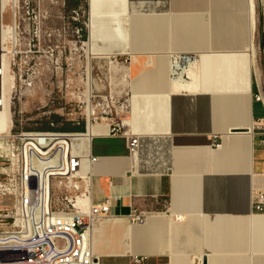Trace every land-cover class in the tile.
<instances>
[{
	"label": "crops",
	"instance_id": "crops-1",
	"mask_svg": "<svg viewBox=\"0 0 264 264\" xmlns=\"http://www.w3.org/2000/svg\"><path fill=\"white\" fill-rule=\"evenodd\" d=\"M90 6L93 55L132 57L124 65L128 125L139 136L131 153L128 138L103 123L107 132L87 147L92 201L111 200V215L93 233L99 264L131 256L145 264H264V209L253 208L254 191L264 190V148L253 129L264 118L255 98L257 68L264 80L257 0H96L94 15ZM172 52L202 56L176 78ZM132 210L147 212L146 221L132 223Z\"/></svg>",
	"mask_w": 264,
	"mask_h": 264
},
{
	"label": "built area",
	"instance_id": "built-area-1",
	"mask_svg": "<svg viewBox=\"0 0 264 264\" xmlns=\"http://www.w3.org/2000/svg\"><path fill=\"white\" fill-rule=\"evenodd\" d=\"M195 57L191 53L171 56V75L177 77ZM111 58L123 65L132 59L130 55ZM257 69L255 98L264 107V80ZM126 95L122 101L117 91L110 98L95 96L99 116L87 115L86 130L89 123L110 124L111 132L128 138L129 151L135 153L139 136L128 125L129 92ZM12 124L11 120L8 129L0 131V146L8 149L0 153V160L12 167L0 168V264H99L93 233L111 215V200L92 201L93 174L87 165L95 158L81 138L84 132H14ZM253 129L264 148V118L256 120ZM83 157H87L85 166ZM6 197L11 198L10 204L2 203ZM253 208L264 209V190L254 191ZM147 215L132 210L128 217L132 223H143ZM145 258L133 256V262L141 264Z\"/></svg>",
	"mask_w": 264,
	"mask_h": 264
},
{
	"label": "rangeland",
	"instance_id": "rangeland-1",
	"mask_svg": "<svg viewBox=\"0 0 264 264\" xmlns=\"http://www.w3.org/2000/svg\"><path fill=\"white\" fill-rule=\"evenodd\" d=\"M87 2L8 0L4 21L11 26V44L0 71L7 90L8 121L11 118L14 132H85L88 113L99 116L95 96L110 98L117 91L121 101L127 97L126 72L106 67L103 61L110 57L86 55ZM257 5L263 28L262 0H257ZM263 36L262 32L260 51ZM7 150L6 145L0 146V153ZM2 162L0 168L12 169ZM5 199L11 203L10 197ZM127 264H136L132 256Z\"/></svg>",
	"mask_w": 264,
	"mask_h": 264
},
{
	"label": "bare ground",
	"instance_id": "bare-ground-1",
	"mask_svg": "<svg viewBox=\"0 0 264 264\" xmlns=\"http://www.w3.org/2000/svg\"><path fill=\"white\" fill-rule=\"evenodd\" d=\"M262 1H263V13H264V0H262ZM88 2L91 3V6H90L91 7V14L92 15L98 14L99 12L97 13L94 10V8H93L94 7V2H96V0H88ZM251 3L252 4L250 5L251 6L250 7V10L252 9L253 1ZM8 4H9L8 3V0H0V66L3 64V62H4L3 59L5 58L6 51L8 49V46L11 44L10 36H9L10 35L11 26H6L8 24H5V21H4V13H5V11L8 8ZM250 10H249V12H250ZM100 12H102V11H100ZM103 12H106V11H103ZM253 17H254V15H252V12H250V18H249L250 19V23H252ZM87 26L89 28V19H88ZM12 29L14 30V25H13V28ZM250 39H251V42H250V45L248 47V50H249L248 53L252 57H255V45L252 42L251 30H250ZM12 43H13V41H12ZM84 49H85L86 55L88 57H90L91 55H93L92 51L90 50L89 43L87 41L84 43ZM178 53L179 52H172V53H170V55L173 56V55L178 54ZM109 54H111V52L110 53H108V52L107 53H104V55H103V57H110V58H107L106 60L103 61V63L106 65V67L112 69L113 71H121L122 74L125 73L126 72V66H124L123 64L117 63L114 60H112L111 59V55H109ZM191 54H198V55L200 54L201 55L202 53L195 52V53H191ZM136 56H137V54H133V57L134 58ZM147 60H149V59H147ZM252 62H253V60H252ZM140 64H142V63L140 62ZM143 64L145 66V62H143ZM170 69H171V74H172L173 71H174V65H173L172 61L170 63ZM192 70H193V68H192ZM194 70H195V67H194ZM0 74H1L0 75V131H3V130L8 129V127L10 126L11 118H9V121H8L7 97H6L7 96V90H6V87H5V81H4V77L2 75L3 74L2 71H0ZM125 75H127V74L125 73ZM181 75L182 74L180 73L178 75V77H180ZM178 77H176V78H178ZM144 91H146V90H144ZM89 103H90V101H89ZM99 127H100V129H99ZM107 127L108 126H106V125L101 127V126H99V124L98 125H95V124L89 123L88 124V127H87V130L84 133L81 134V138L83 139V141L85 142V144H87L89 146V143L91 142L90 141L91 138L92 137H95V136H99L100 134L106 133L107 132ZM250 128H251V126L249 127V129ZM86 159H87V157H84L83 158V162H85Z\"/></svg>",
	"mask_w": 264,
	"mask_h": 264
},
{
	"label": "water",
	"instance_id": "water-1",
	"mask_svg": "<svg viewBox=\"0 0 264 264\" xmlns=\"http://www.w3.org/2000/svg\"><path fill=\"white\" fill-rule=\"evenodd\" d=\"M204 264H206V263L204 262Z\"/></svg>",
	"mask_w": 264,
	"mask_h": 264
},
{
	"label": "trees",
	"instance_id": "trees-1",
	"mask_svg": "<svg viewBox=\"0 0 264 264\" xmlns=\"http://www.w3.org/2000/svg\"><path fill=\"white\" fill-rule=\"evenodd\" d=\"M84 33H85V31H84Z\"/></svg>",
	"mask_w": 264,
	"mask_h": 264
}]
</instances>
